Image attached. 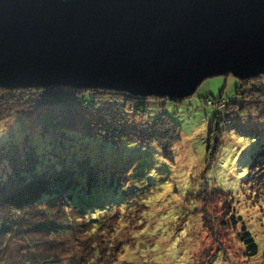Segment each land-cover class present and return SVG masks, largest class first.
Returning a JSON list of instances; mask_svg holds the SVG:
<instances>
[{
  "label": "trees",
  "instance_id": "trees-1",
  "mask_svg": "<svg viewBox=\"0 0 264 264\" xmlns=\"http://www.w3.org/2000/svg\"><path fill=\"white\" fill-rule=\"evenodd\" d=\"M224 90L203 98L216 112L207 119L206 165L191 179L198 182L197 191L185 196L179 210H170L175 216L170 224L155 222L152 232L167 246L160 248L157 241L150 248L137 246L142 256L151 250L146 264H217L222 259L235 264L225 252L231 247L239 261H251L261 252L260 239L239 208L236 192L211 185L207 172L229 133L258 137L247 126L264 123V75L237 80L230 100L225 101ZM151 100H162L163 107L167 101L185 103L104 88H0V134L6 121L14 122L0 139V264H119L118 254L126 246L116 238V244L108 242L113 248L105 253L102 241L122 234L123 209L127 214L131 206L123 197V170L101 171L104 147L99 143L116 149L135 143L171 159L183 133L174 116L178 112L150 116ZM253 143L243 154L259 173L248 180L264 187V144ZM199 202L203 211L198 213ZM199 223L207 228L203 236ZM150 226L133 225L136 241ZM69 254L73 259L65 262Z\"/></svg>",
  "mask_w": 264,
  "mask_h": 264
},
{
  "label": "water",
  "instance_id": "water-1",
  "mask_svg": "<svg viewBox=\"0 0 264 264\" xmlns=\"http://www.w3.org/2000/svg\"><path fill=\"white\" fill-rule=\"evenodd\" d=\"M264 75V0H0V87L184 99Z\"/></svg>",
  "mask_w": 264,
  "mask_h": 264
},
{
  "label": "rangeland",
  "instance_id": "rangeland-1",
  "mask_svg": "<svg viewBox=\"0 0 264 264\" xmlns=\"http://www.w3.org/2000/svg\"><path fill=\"white\" fill-rule=\"evenodd\" d=\"M237 80L240 79L232 75L208 78L202 82L195 93L184 98L185 103L183 104L167 101L163 107L161 106L162 100H151L150 116H156L162 111L169 114L178 112V115L174 116L181 124L183 133L181 141L176 144L174 150L169 154L171 159L165 157L159 150L139 147L135 143H130L127 147L123 146L120 149L99 143L100 149L104 147L99 159L101 171L105 174H111L112 171L123 170L125 173V179L121 182L123 197L127 199V205L131 206L127 214V210L123 209L124 216L120 219V225L124 227L122 234L116 235L111 240L102 241L105 253L107 249L113 248L108 242L113 240V243L116 244L118 242L116 238L122 242V246H126L125 251L121 249L116 251L117 254L121 250L118 254L119 264L148 263L151 258V250L149 252L145 251L146 255L142 256L137 246L150 248L151 243L155 244L157 242L160 248L167 246V242L164 243L157 239L159 234L155 231L152 232V229L156 227V223L170 224L173 221L175 216L172 213L180 209L185 196L197 191L196 185L198 182L194 183L191 180L192 177L199 176L206 165L207 119L213 117L216 109L212 106L213 104H205L203 98L210 94L218 96L223 88H225V101L234 98ZM220 103L221 101L218 105L219 108L223 105H220ZM6 122L2 125L4 133L0 134V139H4L7 133L13 129L14 122L11 120ZM247 128L250 130L254 128L258 137L253 139L254 136L246 137L234 132L229 133L221 155L215 165L207 172V179L209 178L211 185L236 192L239 208L245 210L247 218L252 222L253 231L260 239L261 252L257 257L251 261L240 258L239 261L234 249L231 247V251L229 249L225 251L228 258H231L230 261L236 260L235 264H264V198L262 197L264 187L254 182V179H251L253 183L248 180L258 175L259 171L256 172L248 166L247 159L249 157L247 154H243L247 151V146L253 142V144H264V123L250 122ZM251 172L252 175H250ZM108 176L113 177L112 175ZM150 180L151 182H149ZM145 182H147L146 185H144ZM136 186L139 190L135 189L134 191ZM201 204L199 202V209L196 207L198 213L203 211ZM174 207L176 208L174 209ZM172 209L174 211H170ZM135 221L137 223L132 224ZM145 223L147 226L151 225L150 230L146 232L147 234L142 233L136 241L133 233L136 227H133V225L143 227ZM206 229L204 224L199 223L198 230L203 231L201 236L207 232ZM225 236H222V239ZM223 244L226 246L229 242L225 241ZM72 259V255L69 254V257L67 256L64 260L68 262ZM218 263L224 264V260H219Z\"/></svg>",
  "mask_w": 264,
  "mask_h": 264
}]
</instances>
